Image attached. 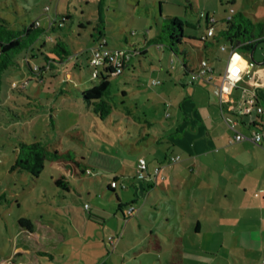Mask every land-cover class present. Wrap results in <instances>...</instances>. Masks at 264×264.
<instances>
[{
  "label": "rangeland",
  "instance_id": "rangeland-1",
  "mask_svg": "<svg viewBox=\"0 0 264 264\" xmlns=\"http://www.w3.org/2000/svg\"><path fill=\"white\" fill-rule=\"evenodd\" d=\"M66 2L0 0V16L7 18L12 27L36 20L42 25L45 15L54 20L55 13H61ZM80 3L84 15L92 18V21L87 23L82 20V27L78 28ZM68 4L70 17L65 19L63 27L49 32V39L61 38L72 57L80 55L79 70L74 68L75 62H69L65 69V65L62 68L58 66L57 75L43 72L37 76L24 64L7 69L1 78L0 264H5L7 259L22 264H49V249L60 239L58 236L64 234L63 227L66 225L63 226L62 219L87 217L88 213L82 208L83 202L90 206L98 204L104 211L100 218L110 217L112 205L117 200L115 194L120 201L127 199L125 191L119 188L118 163L123 160L120 164H128L136 156L150 152L146 144L149 145L152 142L150 139L158 134V123L165 121L162 117L170 112L169 106L175 109L178 101L196 87L194 83H188L187 69L183 64L192 65L206 59L202 52L197 51L198 47L208 43L201 38L206 32L205 15L216 21L213 29L217 40L213 45L218 47L230 45L229 40L219 36L223 28L220 21L225 20L229 8L235 12L250 11L257 18L264 12V0H235L233 4L231 0H69ZM91 14L94 17H90ZM233 15L234 12L231 17ZM168 17H177L182 22L183 38L179 44H174L175 52L168 49L169 40L166 33L161 32ZM157 34L162 35L160 39L155 38ZM98 40H104L110 49L147 48V53L140 57V65L135 63L136 70L129 74L126 72L128 70H124L120 75L108 77L109 89L105 99L110 105V112L105 119H100L94 113L92 106L80 96L76 85L79 79L85 82L84 86L99 82L98 79L90 81V68L85 59L88 49L95 46ZM42 50L43 53H40L33 48L36 57H30V67L33 64L45 65L44 54H48L49 58L55 57L53 52L45 48ZM225 53L219 50L215 52L218 60L213 77L216 79L223 73ZM263 53L264 41H260L253 52L254 60L263 59ZM241 54L243 58L246 57L245 52ZM69 71L72 79L59 84L60 73L69 74ZM22 79L28 80L24 89L9 87V81ZM152 80L158 83L152 85ZM197 85L201 86V81ZM206 86L209 91L210 86ZM170 120L171 117L167 122ZM147 137L148 142L145 141ZM34 140L41 141L47 151H57L59 157L53 160L46 158L37 177H32L25 170H11L19 142L30 143ZM77 153L83 158L79 167L88 169L83 175L84 179L98 182L88 187L86 181L66 176L67 191L53 181L64 173L63 162L58 160H72ZM90 172L96 176L88 175ZM112 180L117 182L114 193L105 185ZM21 217L30 220L32 230L41 234L40 240L33 239L23 231L19 234L21 228L18 219ZM109 237L112 236L106 235L105 241L110 251L113 241ZM17 245H23L28 252L16 256L18 252L13 250ZM76 250L62 246L53 254L66 252L73 257L78 255ZM86 260L88 263L91 259ZM219 260L217 258L214 262L218 263ZM117 264L125 262L117 258Z\"/></svg>",
  "mask_w": 264,
  "mask_h": 264
},
{
  "label": "crops",
  "instance_id": "crops-1",
  "mask_svg": "<svg viewBox=\"0 0 264 264\" xmlns=\"http://www.w3.org/2000/svg\"><path fill=\"white\" fill-rule=\"evenodd\" d=\"M68 2L61 13L56 12L55 16L60 14L70 17ZM233 3L235 0H231ZM78 10L80 20L77 25L80 28L82 20L90 23L92 18L84 15L81 3ZM238 11L247 18L251 14L249 20L252 23L261 22L264 18V12L257 18L250 11ZM47 19L53 20L45 15L42 26L47 25ZM204 20L207 28V17ZM216 40L214 35L207 40V45L198 47L197 51L202 52L206 59H212L207 60L213 69L211 81L218 83L220 78L213 77L218 60L215 52L226 51L223 55L226 64L228 50H221V45H213ZM140 48L141 51L131 57L122 73L124 70H128V74L136 70V62L140 65V57L147 53L146 46ZM239 50L242 51L240 53H246L241 66H251L232 89L228 105L233 107V116L238 118L235 128L247 134L264 122V114L257 115L254 111L241 116L236 114L242 101L251 92H255L256 101L264 110V63H252L249 59L250 50L241 47ZM78 56L70 60L72 64L76 63V70L81 66ZM262 56L264 59V53ZM134 58L137 61L134 62ZM196 63L185 65L186 69ZM56 73L49 74L53 76ZM69 74L72 79L71 72ZM81 80L76 82L78 91L89 87L84 86L85 82ZM198 82L194 83L196 87L190 94L187 93L178 101L175 109L169 106L170 112L162 117L165 121L158 123V134L150 139L152 142L149 145L146 144L151 151L136 156L146 160L149 172L159 166L164 178L156 183L148 176L137 179L136 158L128 161V164H120L123 161L120 160L116 168L120 177L119 188L125 191L127 199L120 201V197L115 194L116 204L112 205L113 209L110 208L112 210L108 218H100L104 211L98 204H87V208H84L86 203L83 202L82 208L88 213L87 217L62 219L63 226L66 225L63 227L64 234L58 236L60 239L49 249V264H85L86 258L91 259L87 264H117V258L125 264H264V144L247 140L230 143L232 133L222 119L218 99L212 93V84L201 81L202 85L199 86ZM206 85L210 86L209 91ZM169 117L171 120L167 122ZM145 141L148 142L149 137ZM74 156L72 160H58L63 162L64 173L54 180L60 178L59 184L67 191L69 186L66 176L86 181L88 187L95 186L97 180L84 179L83 175L88 169L79 167L80 159L83 158L78 153ZM171 156H178V161L169 163ZM88 175L96 176L91 172ZM105 185L106 189L114 193L116 187L112 188L110 182ZM128 206L133 207L131 214H127ZM65 215L66 211L63 217ZM22 231L20 229L19 234ZM28 235L35 240L41 238V234L36 231ZM106 235L112 236L110 251L106 248ZM62 246L77 248L78 255L70 257L66 252L53 254L54 250ZM13 251L18 252L17 256L28 252V249L17 245ZM16 256L14 258L18 261ZM217 258L220 260L215 263Z\"/></svg>",
  "mask_w": 264,
  "mask_h": 264
},
{
  "label": "trees",
  "instance_id": "trees-1",
  "mask_svg": "<svg viewBox=\"0 0 264 264\" xmlns=\"http://www.w3.org/2000/svg\"><path fill=\"white\" fill-rule=\"evenodd\" d=\"M58 16L59 18H57ZM55 18L56 19L51 21L49 25L45 26L36 25L35 21H33L29 24L20 23L19 26L12 27L7 18L0 16V82L3 73L7 69L20 66L21 64H26L29 70L34 73L29 66L30 59L36 57L33 48L39 50L40 53H43L42 48H45L53 52L55 56L49 58L48 54H44L46 57L45 65L38 66L36 72L37 76H41L43 72H49L50 74L52 72L55 73L58 71V66L63 67L65 63L70 62L68 60L72 55H70L68 50L64 47L63 40L61 38L49 39V32H55L56 29L63 27L67 16L56 14ZM220 25L223 28L219 31V36L229 40L230 43H242L243 45L241 48L244 50H250L256 42L264 40V18L261 22L252 23L243 12L237 11L230 20L220 21ZM161 32L166 33V38L169 40L168 49L171 52H175L174 44H179L183 38L182 22L177 17H168L166 18L165 24L162 26ZM161 36L162 35L157 34L155 38L160 39ZM49 42H51V44H49ZM35 43H39V45L36 46ZM140 51L141 48L139 47V52ZM183 67L186 68L184 64ZM111 72L112 69L108 67L99 69V82L79 91L80 96L87 104L92 106L94 113L100 119H105L110 112V105L105 98L108 96V77L111 76ZM11 81H9V87ZM58 157L59 154L57 151H47L44 144L39 140H34L30 143L20 141L14 162L10 169L25 170L32 177H37L46 158L53 160ZM54 182L58 185L60 183V178L55 179ZM18 223L21 230L25 233L33 231L32 223L28 218L21 217L18 219ZM8 264L22 263L20 261L12 262L11 259H9Z\"/></svg>",
  "mask_w": 264,
  "mask_h": 264
},
{
  "label": "built area",
  "instance_id": "built-area-1",
  "mask_svg": "<svg viewBox=\"0 0 264 264\" xmlns=\"http://www.w3.org/2000/svg\"><path fill=\"white\" fill-rule=\"evenodd\" d=\"M233 9H229V13H227L225 20L231 19V13H233ZM209 26L206 28V32L204 35L201 36L203 40H209L214 37V19L208 18ZM53 21V20H52ZM51 21L47 19V25H49ZM36 25H40L39 21H35ZM242 43H230V45H221V50H228V56L226 59V64L223 70L222 75L220 76V80L218 83L212 82V72L213 69L211 65L208 63L206 59H200L197 61L196 65L189 68L187 70L188 75V83L193 84L197 81H206L212 84V93L218 99V104L221 111L222 119L228 129L232 133L229 142H239L243 140L250 141L254 144L262 145L264 144V122L257 126L256 129H253L249 133L245 134L238 131L235 126L238 122V118L233 116V107L228 105L230 102V93L234 87L241 81L243 73L249 72L251 64L247 65L245 68L241 66V61L243 59L240 53V47ZM159 47L158 45L156 46ZM139 53V47L137 48H128V49H110L106 46L105 41H99L95 46L88 49V57L87 63L88 66L91 68L90 71V79L95 80L98 79L99 69L103 67H108L112 69L111 75H118L122 73L123 69L130 61L131 57L135 56ZM76 55L70 57L69 60L75 59ZM68 60V61H69ZM66 65V63H65ZM248 68V69H247ZM31 70L36 73L38 70V66L33 64L31 66ZM36 75V74H35ZM70 79V75L68 73H60V79L58 83H63ZM28 80L22 79L20 81L13 80L10 83L11 89H24L27 85ZM157 80H152L151 84H157ZM225 105V106H224ZM224 106V107H223ZM254 111L257 115H263L264 110L263 108L257 103L255 92H251L249 96H247L241 104V107L236 115L241 116L244 114H250ZM178 156H171L168 159L169 163H174L178 161ZM149 173V174H148ZM136 178L143 179L146 176L149 179L156 183L159 179L162 180L164 177L160 172V167L156 166L152 168L149 172L147 167V162L143 157H139L136 163ZM110 186L112 188L116 187L115 180L110 181ZM84 208H87V205H84ZM133 212V207L128 206L127 214H131ZM110 241L112 238H108ZM264 263V258L262 260ZM5 264H8V259L5 261Z\"/></svg>",
  "mask_w": 264,
  "mask_h": 264
},
{
  "label": "water",
  "instance_id": "water-1",
  "mask_svg": "<svg viewBox=\"0 0 264 264\" xmlns=\"http://www.w3.org/2000/svg\"><path fill=\"white\" fill-rule=\"evenodd\" d=\"M260 41H264V40H260ZM260 41H259V42H260ZM257 43H258V42H256V43L251 47L250 52H249V59L251 60L252 63H255V64H263V63H264V59H263L262 61H260V62H257V61H255L254 58H253V51H254V49H255Z\"/></svg>",
  "mask_w": 264,
  "mask_h": 264
}]
</instances>
